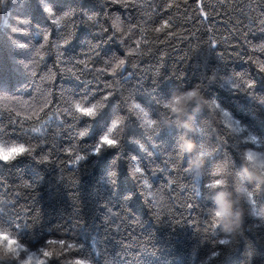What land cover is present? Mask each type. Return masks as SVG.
<instances>
[{"label": "trees", "instance_id": "obj_1", "mask_svg": "<svg viewBox=\"0 0 264 264\" xmlns=\"http://www.w3.org/2000/svg\"><path fill=\"white\" fill-rule=\"evenodd\" d=\"M262 67L264 0H0V144L29 150L0 161L20 253L0 264H264V185L241 167L264 152ZM195 84L202 170L166 107ZM105 133L119 144L92 151ZM216 179L245 208L231 233Z\"/></svg>", "mask_w": 264, "mask_h": 264}, {"label": "clouds", "instance_id": "obj_2", "mask_svg": "<svg viewBox=\"0 0 264 264\" xmlns=\"http://www.w3.org/2000/svg\"><path fill=\"white\" fill-rule=\"evenodd\" d=\"M166 101V107L172 113V119L178 120L179 127L185 130V135L176 146L177 149L181 153H192L191 164L202 170L205 162L197 150L196 143L186 135L187 132L198 133L199 131L196 119L190 109L194 103L204 104L206 102L202 86L195 84L192 88L173 93ZM5 151L0 148V155L5 154ZM241 167L250 181L264 185V152H246L241 158ZM222 183L223 181L219 180L212 186L213 204L209 210L220 229L225 233H231L241 224L245 208L238 203L233 191L216 189V186ZM235 191L244 192L248 197L247 188H236Z\"/></svg>", "mask_w": 264, "mask_h": 264}, {"label": "snow or ice", "instance_id": "obj_3", "mask_svg": "<svg viewBox=\"0 0 264 264\" xmlns=\"http://www.w3.org/2000/svg\"><path fill=\"white\" fill-rule=\"evenodd\" d=\"M44 10L46 12L50 13L51 15H55L54 10H52L51 8L46 7ZM45 39H47L46 36H45ZM120 63L123 64V61H120ZM260 72L264 73V67H262L260 69ZM248 87H249V89H251L253 87L252 81H251V83H249ZM94 107L95 106H93V107H81L79 104L76 105V108L78 109V111L85 114L87 117H95L96 116V113L94 111ZM152 123H155V121H152ZM113 127H115V125H113ZM81 135H83V133H81ZM117 144H119V142L116 139H110L108 133H105L104 135H102L100 137L99 142L91 150L94 152H99L105 146L111 147V146H115ZM140 147H143V145H141ZM0 148H3L6 150L5 154L0 155V161H3V162H9V161L15 160L18 156L25 154L26 152L29 151L28 149H26L24 144H15V143L12 144L11 146H4V145L0 144ZM249 154L251 155V153H249ZM45 159H47V158L45 157ZM76 159L81 160V159H83V157L77 156ZM136 171H140V169L137 168ZM217 181H219V179L215 180V182H217ZM204 187L212 190L211 184L205 185ZM252 197H253V192L248 191V198L250 201H251ZM60 243L63 244L64 241L61 240ZM219 243L225 244V243H227V241L220 240ZM17 244H18V241L16 239L11 237V235L5 233L3 230H0V252H3L6 256L19 258L20 253L18 251V248L16 247ZM19 247L22 248L23 245L20 244ZM45 255H49V254L45 253ZM23 264H28V262L25 261V262H23ZM75 264H89V262L84 258H78V259H76Z\"/></svg>", "mask_w": 264, "mask_h": 264}, {"label": "rangeland", "instance_id": "obj_4", "mask_svg": "<svg viewBox=\"0 0 264 264\" xmlns=\"http://www.w3.org/2000/svg\"><path fill=\"white\" fill-rule=\"evenodd\" d=\"M214 138H217V137H214ZM29 258L32 259V261H31L32 264H37V262H38L37 257L34 258V257H33V253H30V254H29Z\"/></svg>", "mask_w": 264, "mask_h": 264}]
</instances>
